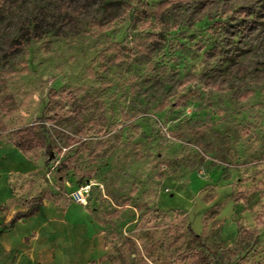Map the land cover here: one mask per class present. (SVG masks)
I'll list each match as a JSON object with an SVG mask.
<instances>
[{
    "label": "rangeland",
    "instance_id": "obj_1",
    "mask_svg": "<svg viewBox=\"0 0 264 264\" xmlns=\"http://www.w3.org/2000/svg\"><path fill=\"white\" fill-rule=\"evenodd\" d=\"M162 1L0 0V141L95 170L113 264H264V0Z\"/></svg>",
    "mask_w": 264,
    "mask_h": 264
},
{
    "label": "crops",
    "instance_id": "obj_2",
    "mask_svg": "<svg viewBox=\"0 0 264 264\" xmlns=\"http://www.w3.org/2000/svg\"><path fill=\"white\" fill-rule=\"evenodd\" d=\"M24 153L0 141V264H113L104 227L87 205L35 177L45 162L35 166ZM16 214L23 215L10 224Z\"/></svg>",
    "mask_w": 264,
    "mask_h": 264
},
{
    "label": "trees",
    "instance_id": "obj_3",
    "mask_svg": "<svg viewBox=\"0 0 264 264\" xmlns=\"http://www.w3.org/2000/svg\"><path fill=\"white\" fill-rule=\"evenodd\" d=\"M187 0H164L162 2H160L159 4L155 5V6H150L151 9V15L155 18V19H159L161 16V13L167 8L169 7L171 4L173 3H185ZM148 39H155L156 35L155 34H150L147 36ZM26 130H19L16 133L18 135L22 134V133H26ZM14 145L21 151L26 152V147H24L23 144H21L20 142L14 141L13 142ZM45 166H46V162H45ZM71 172L73 174L77 175L76 181H75V185L77 187H85V186H89L90 183L92 181H94L96 179V172L95 170H88L87 172H82V170L78 167L75 166H70L69 164H58L55 170V174L53 176V180H54V184L57 186V188L59 190H61V187L64 185L65 182H67V174L68 172ZM88 204V202H87ZM127 206V204L123 205V207ZM90 212L92 214H94V210L89 209ZM35 211V208L30 207L29 210L24 214L26 216L31 215L33 212ZM20 215L23 214H16V216L12 219V221L10 222V224L14 223L15 220L18 219V217H20ZM99 223L104 227L105 224L103 221L99 220Z\"/></svg>",
    "mask_w": 264,
    "mask_h": 264
},
{
    "label": "built area",
    "instance_id": "obj_4",
    "mask_svg": "<svg viewBox=\"0 0 264 264\" xmlns=\"http://www.w3.org/2000/svg\"><path fill=\"white\" fill-rule=\"evenodd\" d=\"M88 188L89 186L81 187L78 191L71 194V197H73L76 202L86 206L88 202L86 191Z\"/></svg>",
    "mask_w": 264,
    "mask_h": 264
}]
</instances>
